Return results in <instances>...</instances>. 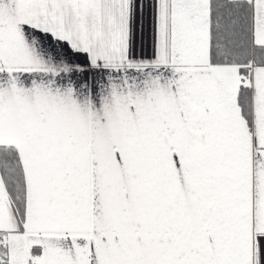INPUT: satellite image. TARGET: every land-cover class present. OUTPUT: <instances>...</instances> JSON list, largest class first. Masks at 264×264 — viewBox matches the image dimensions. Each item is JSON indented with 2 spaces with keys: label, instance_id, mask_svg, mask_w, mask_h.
Returning <instances> with one entry per match:
<instances>
[{
  "label": "snow or ice",
  "instance_id": "1",
  "mask_svg": "<svg viewBox=\"0 0 264 264\" xmlns=\"http://www.w3.org/2000/svg\"><path fill=\"white\" fill-rule=\"evenodd\" d=\"M0 264H264V0H0Z\"/></svg>",
  "mask_w": 264,
  "mask_h": 264
}]
</instances>
